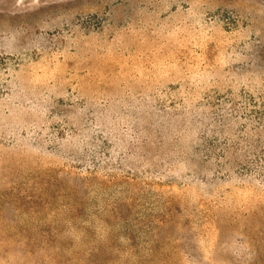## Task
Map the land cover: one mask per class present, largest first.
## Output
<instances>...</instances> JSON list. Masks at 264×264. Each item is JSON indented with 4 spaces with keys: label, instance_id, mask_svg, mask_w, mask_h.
Masks as SVG:
<instances>
[{
    "label": "rangeland",
    "instance_id": "374dc122",
    "mask_svg": "<svg viewBox=\"0 0 264 264\" xmlns=\"http://www.w3.org/2000/svg\"><path fill=\"white\" fill-rule=\"evenodd\" d=\"M0 264H264V0H0Z\"/></svg>",
    "mask_w": 264,
    "mask_h": 264
}]
</instances>
